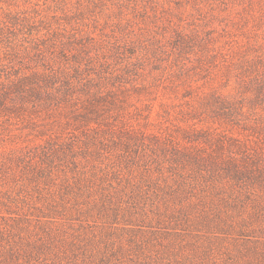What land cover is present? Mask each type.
<instances>
[{"label": "rangeland", "instance_id": "1", "mask_svg": "<svg viewBox=\"0 0 264 264\" xmlns=\"http://www.w3.org/2000/svg\"><path fill=\"white\" fill-rule=\"evenodd\" d=\"M11 2L0 88L38 73L75 93L0 112V264H264V0ZM109 92L108 118L74 119ZM193 126L228 150H157Z\"/></svg>", "mask_w": 264, "mask_h": 264}, {"label": "trees", "instance_id": "2", "mask_svg": "<svg viewBox=\"0 0 264 264\" xmlns=\"http://www.w3.org/2000/svg\"><path fill=\"white\" fill-rule=\"evenodd\" d=\"M11 1L13 0H0V2L8 3V5L13 4ZM9 14H11V11H9L7 14L8 19H14L15 22L18 20L16 15L10 16ZM197 41V37L193 34L188 35L178 33L173 43L174 46L177 47L180 56H182L195 51ZM59 82H61L62 85L57 86L56 83ZM262 82L263 81L261 80L259 83L260 87L258 92H260V94L264 92V86L262 87ZM74 89L75 88L70 80H61L58 76L51 74L44 75L34 73L29 76H24L18 81L14 82L12 85L8 87L3 86L0 88V112H5L6 114L13 113L16 116H19L27 110V102L32 103L33 107L40 106L43 100L49 99L57 101L55 94L59 93L64 95L62 100L67 102L70 101V95L75 93ZM42 92L49 93L48 97L43 98ZM215 94H213V103H211L209 107L215 106L217 109L229 108V106H225L223 96ZM115 102L116 101L113 99L110 92L106 95L95 94L91 99H88L84 104L81 103L78 107V103L71 104V106H76L72 110L74 113L73 117L75 120L84 122L108 118L109 114L114 109L113 106ZM217 115L223 114L217 112ZM184 138L186 139V142H189L190 144L185 143L179 145L178 141L170 138V136H161L160 138H157V150H228L227 134H223L221 137H218L214 140L216 137L213 136V133L199 126H193L191 135L184 136ZM230 138L233 139V143H231V141L229 142V144H231L230 146L238 148L237 150H243V147L245 148V145L242 147L241 142L234 139L233 137ZM130 148L131 143L128 140L125 141V150H129Z\"/></svg>", "mask_w": 264, "mask_h": 264}]
</instances>
